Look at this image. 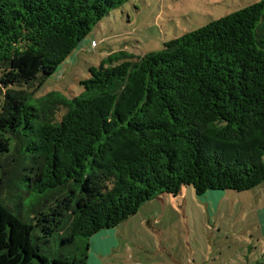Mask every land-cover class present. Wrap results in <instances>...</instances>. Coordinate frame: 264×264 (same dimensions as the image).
<instances>
[{"label": "trees", "instance_id": "trees-1", "mask_svg": "<svg viewBox=\"0 0 264 264\" xmlns=\"http://www.w3.org/2000/svg\"><path fill=\"white\" fill-rule=\"evenodd\" d=\"M128 1L0 0V264H87L94 235L162 194L264 183V0L160 51L109 56L76 97L33 98Z\"/></svg>", "mask_w": 264, "mask_h": 264}, {"label": "rangeland", "instance_id": "rangeland-1", "mask_svg": "<svg viewBox=\"0 0 264 264\" xmlns=\"http://www.w3.org/2000/svg\"><path fill=\"white\" fill-rule=\"evenodd\" d=\"M259 1L129 0L93 28L44 86L27 91L35 99L52 91L71 99L83 92L79 82L88 77V68L109 56L136 59L160 51L171 39ZM4 93L0 84V109ZM64 113L59 109L56 118ZM121 226L125 249L134 246L127 259L119 256L122 264H264V183L251 191H210L202 196L185 186L176 196L162 194L146 202ZM41 246L50 258L62 253L56 239ZM109 255L106 262H114V253Z\"/></svg>", "mask_w": 264, "mask_h": 264}, {"label": "crops", "instance_id": "crops-1", "mask_svg": "<svg viewBox=\"0 0 264 264\" xmlns=\"http://www.w3.org/2000/svg\"><path fill=\"white\" fill-rule=\"evenodd\" d=\"M121 227L122 226L120 224L119 226H117L114 229L101 231L100 233L94 235L90 239L87 263L122 264L121 261L124 259H127V256L129 255L130 250L133 249L134 246L131 245L128 247V249H125L126 243L121 241V238H122L121 237V235H122V232H121L122 228ZM124 233H125V230H124ZM114 247H116L117 249H120L119 254H117V250ZM122 248L124 249L123 255H122ZM159 248H161V247L159 246ZM110 251L112 253H114V255H115L114 262H112V263L106 262L109 259H111V256L109 255ZM119 256H122V260L119 258ZM132 264H135V263H132Z\"/></svg>", "mask_w": 264, "mask_h": 264}]
</instances>
